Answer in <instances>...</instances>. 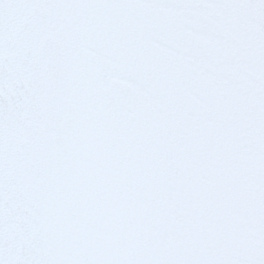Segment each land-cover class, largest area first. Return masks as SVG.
<instances>
[{
  "label": "snow or ice",
  "instance_id": "snow-or-ice-1",
  "mask_svg": "<svg viewBox=\"0 0 264 264\" xmlns=\"http://www.w3.org/2000/svg\"><path fill=\"white\" fill-rule=\"evenodd\" d=\"M0 264H264V0H0Z\"/></svg>",
  "mask_w": 264,
  "mask_h": 264
}]
</instances>
